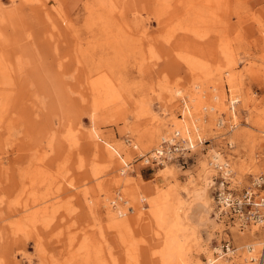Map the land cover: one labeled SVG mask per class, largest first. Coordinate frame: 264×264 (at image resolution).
<instances>
[{"label": "rangeland", "instance_id": "obj_1", "mask_svg": "<svg viewBox=\"0 0 264 264\" xmlns=\"http://www.w3.org/2000/svg\"><path fill=\"white\" fill-rule=\"evenodd\" d=\"M200 78L207 95L194 115L200 129L178 136L195 147L167 161L170 173L164 163L147 164L140 155L176 129L152 149L138 138L154 134L166 105L168 119H183L185 90ZM103 80L110 86H99ZM111 83L117 89L108 98ZM171 86L183 96L166 104ZM107 143L120 146L118 167L96 153ZM217 153L238 194L264 174V0H0V264H128L130 249L132 264H163V232L136 220L137 204L148 214L161 193L182 216L189 258L252 264L264 229L254 237L255 225L242 228L222 212ZM109 193L132 221L123 233L103 206Z\"/></svg>", "mask_w": 264, "mask_h": 264}, {"label": "bare ground", "instance_id": "obj_2", "mask_svg": "<svg viewBox=\"0 0 264 264\" xmlns=\"http://www.w3.org/2000/svg\"><path fill=\"white\" fill-rule=\"evenodd\" d=\"M121 2L124 3L127 2V0H120ZM168 1V0H167ZM173 2V1H171ZM186 3V2H185ZM178 4V3H177ZM181 4H182V0H181ZM200 4V3H199ZM212 4V3H211ZM171 5V4H170ZM196 5V4H194ZM206 5V4H205ZM181 6V5H180ZM208 6V5H206ZM210 6V5H209ZM214 6V5H213ZM185 7L186 4H185ZM196 7V6H195ZM201 7V6H199ZM170 9V8H169ZM167 10V8H166ZM186 10V9H185ZM201 10V9H200ZM121 13H122V10H120ZM187 11V10H186ZM206 11V10H205ZM223 13H226V12H223ZM191 14V13H189ZM212 14V13H211ZM227 14V13H226ZM123 15V14H122ZM160 15H165V13H163V11L160 10ZM192 15V14H191ZM222 15V14H221ZM182 16V15H180ZM226 16V15H225ZM184 17V16H183ZM186 17V15H185ZM204 17V15H203ZM223 17V16H222ZM188 18V17H187ZM190 18V17H189ZM179 19V18H178ZM177 19V20H178ZM184 19V18H183ZM182 19V20H183ZM186 19V18H185ZM189 20V19H188ZM188 20H187V23H188ZM219 21V20H218ZM169 22V21H168ZM190 22V20H189ZM226 22V21H225ZM186 24V23H184ZM168 25V24H167ZM187 25V24H186ZM192 28V27H191ZM209 28V27H208ZM174 31V30H173ZM128 34V33H127ZM118 36V35H117ZM193 69V68H192ZM198 71V70H197ZM200 71V70H199ZM200 73V72H199ZM201 74V73H200ZM226 75L227 72H219V76H222V75ZM198 75V74H197ZM106 77V76H105ZM104 77V78H105ZM194 78V77H193ZM207 78V77H206ZM107 79V78H106ZM198 79H199V76H198ZM205 79V77H204ZM202 79L201 81V78H200V81L198 82H194L193 85L191 86V88H189L188 90H185V93H186V96L185 98H183V110H184V118L183 119H179L178 121H173L171 119H168L167 118V113H168V106L166 105L165 108V117L163 119H160L158 121V123L156 124L155 126V132L154 134L152 133V135H148V136H143L144 138H138V142L142 145V146H146V148L148 149H152L154 146H156L160 136H162L163 134H165V132L167 130H174L176 129V132L173 131V133L175 134H181L184 133L186 134V131H190L191 128H195V130H199L200 127L199 125L197 124L199 122V119H200V116H197L195 117V113H198V111H200L202 108H203V104L206 105L204 102V99L207 98L206 96V92H205V80ZM93 80V79H92ZM90 81V80H89ZM194 81V80H193ZM92 83V81L90 82ZM107 83V84H106ZM108 83H110V81L108 82V80H103V81H100L99 83V86H105V85H109ZM114 85V84H113ZM113 85L111 83V86L112 87H109L108 90V93H105V94H108V98L109 97H113V94L111 92V88L113 89ZM115 86V85H114ZM104 88V87H103ZM116 88V86H115ZM102 89V88H101ZM105 89V88H104ZM117 89V88H116ZM216 89V88H215ZM115 90V89H114ZM167 90V93L166 94V100H165V103L168 104V102H176L178 100V96L179 99H182V96H183V90L181 88H175L173 86L171 87H168L166 88ZM110 91V92H109ZM165 91V90H164ZM117 92V91H116ZM166 92V91H165ZM101 92L99 91V94ZM103 93V91H102ZM101 97V96H100ZM103 98V97H101ZM108 98H103L102 100L104 99H108ZM187 98V99H186ZM219 95L216 93L213 95V99L215 100H219ZM96 101V100H95ZM105 101V100H104ZM221 103H223L224 101L221 100ZM239 100L237 99H234L232 100L231 102V105H232V110H234L238 103ZM95 103V102H94ZM96 104V103H95ZM206 109V108H204ZM143 111V110H142ZM140 114V112H138ZM137 114V113H136ZM144 114V113H143ZM142 115V114H140ZM234 115L236 116V114L234 113ZM137 116V115H136ZM142 117V116H141ZM140 118V117H139ZM196 118V119H195ZM154 119V118H153ZM157 119V117H156ZM186 119V120H185ZM222 123V122H221ZM179 130V131H178ZM259 132L261 133L262 132V129L259 128L258 129ZM188 134V133H187ZM90 137L94 140H96L97 138H99V135L98 133L93 130V132L91 133ZM172 136H168L167 134L163 137V139L167 140V139H170ZM192 137V136H191ZM162 139V140H163ZM260 139H262V137H260ZM259 140V139H257ZM186 142V141H185ZM259 142V141H258ZM188 144V147H195V144H191L189 141L186 142ZM232 144V143H231ZM135 148H139V144L136 143L134 145ZM94 148H98L99 149V152H97L96 150V153L99 154V156L101 157L102 161L106 162L109 166L110 165H113V164H117V167L119 166V162L117 163V157L119 156L121 159H123V161H125V159L121 156V153L119 151L118 148H120V146L118 145H115V144H111V143H107V147L105 151H103L99 145H95ZM110 148V149H109ZM159 146H157L151 153L153 154L154 151L158 150ZM126 150V149H125ZM151 151V150H150ZM149 151V152H150ZM151 154V155H152ZM142 156L144 159H145V162L147 163L148 162V159H149V156L147 155H140ZM147 156V157H146ZM213 160L216 161V163H214L215 165L216 164H226L228 162V160H225L224 158L221 157L220 154L217 153V155L213 156ZM213 164V163H212ZM213 164V165H214ZM160 165V164H159ZM162 165V164H161ZM214 165V166H215ZM164 170L163 171H167V173H170L171 171V167L168 165L167 162L164 163ZM209 170V168H207ZM120 173H119V183L120 185L122 184H125L126 181H125V178L124 176L127 174V169L125 167H121L119 169ZM232 171V169H230V172ZM209 179V178H208ZM208 179L205 180L207 181V184H208ZM256 179V178H255ZM254 179V180H255ZM163 187V186H162ZM161 188V187H160ZM206 188L204 187V189H202L203 193H206ZM162 192V191H161ZM139 192H136L135 193H132L131 196L134 200L138 201L139 202ZM162 194V193H161ZM154 195V196H157V197H153L152 199H150V203H149V206H150V212L148 214H146V212H143L144 210V207L143 206H139L137 204V214H136V220L138 222H144V224L148 225L149 227L151 226L153 228V231H155L157 233V235H159L158 233L159 232H163L164 236H163V239H164V247L162 248V251H161V260L163 262V264H215L218 260H216V258H214L211 254H206L207 258H208V261L206 263H200V261H197L196 259L194 258H189L187 256V254H185V252L183 251V245H182V240L180 239V230H182L181 226H182V216L180 214V212H172V210L166 206L165 204H167V202L165 203V196L162 194V195ZM166 195V194H165ZM200 195L202 196V192L200 191ZM112 194L109 193V194H106L105 197H104V200H103V206L105 207L106 209V213L108 215V218L111 222L114 223V228L117 230L119 229L118 231H120V233H123L124 230L131 224L132 221H130V219L128 218H125V216H127V209L122 207L121 204L120 206L118 207V210L115 211L114 210V206H112L113 203H116L117 200L116 198L113 199L112 198ZM168 196V195H167ZM144 199V198H143ZM91 201V200H90ZM209 200L206 199V202L205 204L207 205V208L210 209L211 205H209ZM122 202L124 204H129L130 201L128 199H125L124 200V197L122 198ZM181 207V206H180ZM147 208V207H146ZM181 209V208H180ZM25 210H20L18 211V214H23ZM46 213V211H45ZM174 218V219H173ZM145 225V226H146ZM128 229V228H127ZM129 230V229H128ZM117 231V232H118ZM257 231H260V226L258 225H255L253 231L251 232V234L255 236V233H257ZM95 232V231H94ZM127 232V231H125ZM130 232V231H128ZM125 235H127V233H124ZM76 236V235H75ZM100 236V235H99ZM124 236V235H123ZM71 237V236H70ZM69 237V238H70ZM73 238V237H72ZM84 238V237H83ZM104 239V237H102ZM87 239V236L86 238H84V240ZM89 239V237H88ZM87 239V241H88ZM184 240V239H183ZM264 240V239H263ZM98 241V240H97ZM97 243V242H96ZM95 244V243H94ZM92 245V244H91ZM80 246H83V245H80ZM103 246V245H102ZM105 246V244H104ZM108 246V245H107ZM106 246V247H107ZM249 246H252V245H249ZM249 246H248V249H249ZM84 247V246H83ZM93 247H96V246H93ZM253 247V246H252ZM81 249V248H79ZM79 249H77L78 251H80ZM87 249V248H86ZM85 248L82 249L83 250H86ZM93 249L92 246H90V250ZM107 249V248H105ZM104 249V250H105ZM75 250V249H74ZM215 250L217 251H220L219 248H216ZM253 250L255 251V248L253 247ZM264 250V242H263V245H262V249L261 251ZM101 250L99 249H93L91 252H94L92 254H99ZM260 251V252H261ZM76 251H74L75 253ZM134 252L135 250H129L127 253L128 255V258L127 260L129 259L128 261V264H132L131 263V259H135L136 256L134 255ZM221 252V251H220ZM249 252V250H248ZM80 253V252H79ZM87 254V252H85ZM90 253V252H89ZM111 253V252H110ZM229 253H232L231 255H233L235 252H233L232 250H229ZM251 253V252H249ZM83 254V253H82ZM85 254V255H86ZM252 254V253H251ZM72 255V254H71ZM79 255V254H78ZM84 255V254H83ZM84 255V256H85ZM111 255V254H110ZM220 255H225L224 252H221ZM254 255V253H253ZM103 256V255H102ZM67 257V256H66ZM71 257V256H69ZM74 257V256H72ZM76 257V256H75ZM79 257V256H78ZM99 256H97L98 258ZM101 257V255H100ZM113 258V256H111ZM105 258V257H104ZM77 259V258H76ZM74 259V260H76ZM97 260V259H96ZM101 260V259H100ZM104 260V259H103ZM115 260V259H113ZM117 260V259H116ZM251 260V259H250ZM69 262V261H68ZM71 262V261H70ZM105 262V261H103ZM103 262H101L100 264H104ZM108 262V260H107ZM106 262V263H107ZM137 263V262H136ZM117 264V263H116ZM135 264V263H134Z\"/></svg>", "mask_w": 264, "mask_h": 264}, {"label": "built area", "instance_id": "obj_3", "mask_svg": "<svg viewBox=\"0 0 264 264\" xmlns=\"http://www.w3.org/2000/svg\"><path fill=\"white\" fill-rule=\"evenodd\" d=\"M178 136L175 134L170 139H163L158 150L149 156L147 164H163L173 158L184 159L185 155L190 153L193 148L188 147V144L184 140L178 139ZM215 167L223 175V181L217 192V201L222 212L235 219L242 228L258 225L264 229V174L259 175L250 187L238 194L229 186L232 174L231 166L228 163H220ZM226 249L227 251L231 250V245L227 243ZM248 250L252 254L254 253L252 246H249ZM250 259L252 264H264V250L258 257L252 256Z\"/></svg>", "mask_w": 264, "mask_h": 264}]
</instances>
